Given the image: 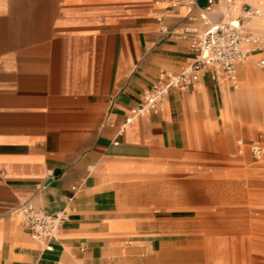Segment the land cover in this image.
Here are the masks:
<instances>
[{"label": "crops", "instance_id": "1", "mask_svg": "<svg viewBox=\"0 0 264 264\" xmlns=\"http://www.w3.org/2000/svg\"><path fill=\"white\" fill-rule=\"evenodd\" d=\"M170 1L0 0V264H203L199 235L213 211L191 199L204 196L229 199L220 225L232 236L247 228L249 200L231 180L241 171L225 162L227 151L241 154L221 129L232 105L264 111V73L253 67L264 63V14L249 23L261 43L244 44L237 89L202 72L118 133L158 74L193 58L181 33L200 26L189 17L208 0ZM213 1L207 14L218 21L230 6ZM23 203L65 210L59 234L32 239ZM255 205L264 208V193Z\"/></svg>", "mask_w": 264, "mask_h": 264}, {"label": "built area", "instance_id": "2", "mask_svg": "<svg viewBox=\"0 0 264 264\" xmlns=\"http://www.w3.org/2000/svg\"><path fill=\"white\" fill-rule=\"evenodd\" d=\"M223 1L229 4L230 9L218 21H211L207 14L213 0H208L197 16L189 17V20L200 24L185 27L181 33L183 38L189 40L192 60L177 73L161 71L158 74L156 81L144 91L142 102L132 108L124 119L119 134L141 115L159 113L162 100L172 89L188 90L202 72L210 73L215 81L229 82L235 86L237 65L247 61L251 52L244 44L260 48L261 39L251 32L249 23L264 14V0H253L251 3L246 0ZM169 4L171 7L193 6L195 2L171 0ZM259 67L264 68V63H260ZM238 145V154L247 150L251 159L264 167V133H259L249 141L240 140ZM19 211L21 223L31 238L45 243L59 234L68 217L65 210L45 213L30 203H23ZM46 248L51 249V246L46 245Z\"/></svg>", "mask_w": 264, "mask_h": 264}, {"label": "rangeland", "instance_id": "3", "mask_svg": "<svg viewBox=\"0 0 264 264\" xmlns=\"http://www.w3.org/2000/svg\"><path fill=\"white\" fill-rule=\"evenodd\" d=\"M253 67L254 71L264 73V68H260L259 65H253ZM234 88L236 87L234 86ZM232 90L231 92H234ZM230 114L228 121L231 127H223L221 131H223L222 134L229 133L233 137L234 144L238 145L240 140L245 142L256 132L264 131V111H251L248 108H243L242 105H232ZM238 149H240V145H238ZM235 153L238 155L237 151ZM232 154V150L226 152L225 162L230 164L234 162L235 165L237 164L235 168L241 171V174H237L231 180L235 184L233 189L244 191L245 200L250 202L246 203L247 212L243 218L248 226L240 235L232 236L230 231L220 225V222L226 220L227 207L230 206L227 204L229 199L207 196L191 199L194 202L202 201L204 207H211L208 210L213 211L212 214L204 215L208 222H212L210 225H213V228L206 229L202 235H199L206 238L208 242V261L203 264H264V208L259 209L255 205L258 194L264 193V183L258 182L259 178L256 174L264 175V167L252 165L246 150L239 157V161L233 160ZM187 186L192 187L193 185L187 183ZM203 189L219 191L218 195H221V191L224 189L232 191V187L226 188L220 183L213 182L205 183ZM193 232V230L190 231V233ZM193 236H195L194 233ZM190 263L194 264L191 260Z\"/></svg>", "mask_w": 264, "mask_h": 264}]
</instances>
